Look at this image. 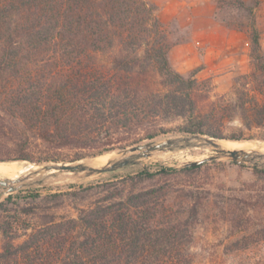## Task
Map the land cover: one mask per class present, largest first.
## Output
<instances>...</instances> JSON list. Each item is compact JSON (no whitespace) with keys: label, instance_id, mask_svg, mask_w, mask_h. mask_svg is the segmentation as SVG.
I'll return each mask as SVG.
<instances>
[{"label":"trees","instance_id":"1","mask_svg":"<svg viewBox=\"0 0 264 264\" xmlns=\"http://www.w3.org/2000/svg\"><path fill=\"white\" fill-rule=\"evenodd\" d=\"M228 1L248 12L251 75L264 83L256 5ZM155 10L148 0H0V162L64 161V151L79 160L154 140L175 121L181 133L217 136L226 105L211 99L205 82L173 67V43ZM204 165L143 168L107 182L113 188L76 206V216L59 215L58 202L47 205L34 227H20L18 214L36 211L14 198L49 204L95 186L9 195L0 202V264H191L193 227L208 196L185 190L180 213L170 186ZM255 169L264 179V168ZM247 202L255 208L252 197Z\"/></svg>","mask_w":264,"mask_h":264},{"label":"rangeland","instance_id":"2","mask_svg":"<svg viewBox=\"0 0 264 264\" xmlns=\"http://www.w3.org/2000/svg\"><path fill=\"white\" fill-rule=\"evenodd\" d=\"M171 1L148 0L154 5L155 12L168 38L173 43L170 52L173 67L181 73L193 74L199 82H205V85L210 88L211 99L223 100L226 105L227 112L223 118L215 122L213 127V131L217 134L215 137L264 144V83L259 80L261 77L256 79L251 75L254 67L250 57L251 28L247 10L239 9L236 4L228 0L221 2L212 0L216 7L214 14L218 22L225 19L229 23L234 22L244 27L237 28L241 33L237 41L238 45L229 48L224 47L225 43L220 37L213 39L201 35L193 38V29L188 21L192 14L187 9L185 11L184 7L178 5L181 8L180 12L178 11L174 17L170 12L163 21L160 8H164V5L168 6L169 3H171V8L176 7V3ZM252 15L256 18L264 51V16L259 13L258 8H253ZM180 123L181 121L170 123L169 132L154 140L184 135L177 127ZM233 137H240V139ZM144 142L147 141L142 143ZM215 153L214 150L201 146L159 151L154 156L144 157L139 162L117 170L82 178H69L70 173H66L62 181L51 183V180H47L45 185L32 186L13 193L7 192L6 187L0 184V202L16 193H21L23 196L32 194L45 196L55 192L65 193L76 190L81 186H95L86 196L79 194L70 198L66 195L61 202H54V199L50 198L49 204L40 200L41 198H14L13 201H20L21 207H30L36 211L18 214L20 227H34L39 225L50 211L49 209L43 210L44 207L56 205L58 202L61 204L57 208L59 215L76 216V206L82 207L89 204L113 188L105 186L107 182H116L117 179L134 174L143 168L153 170L160 167H174L180 170L183 168L179 167L186 162L196 161ZM74 154V151L62 152L59 157H70L64 161L31 162H69ZM36 155L45 157V153L40 150H37ZM204 164L194 173L174 176L171 179L173 185L170 186L176 190L170 203L174 210L180 213L187 209V203L182 199L185 190L192 189L199 195L208 196L200 208L199 219L193 227L191 264H264V179L258 176L255 169H262L264 166L237 163L227 157L214 158ZM16 173L17 170L4 177L14 179L26 172ZM122 185V183L116 184L119 187ZM250 197L253 199L252 203L255 204L253 209L248 206L251 204L247 202ZM0 241H2V236H0Z\"/></svg>","mask_w":264,"mask_h":264},{"label":"water","instance_id":"3","mask_svg":"<svg viewBox=\"0 0 264 264\" xmlns=\"http://www.w3.org/2000/svg\"><path fill=\"white\" fill-rule=\"evenodd\" d=\"M218 139L220 138L200 132H192L161 140H149L144 143L120 148L117 150V155L100 165H96L93 161H90L91 157L97 155L75 161L49 163H37L29 160L14 159L12 161H27L31 164L39 165L40 167L38 169L29 170L22 176L14 179L0 177V184L6 187L7 192L13 193L24 188L45 185L47 184V180H51V183L62 181L66 173H70L71 177L69 178L88 177L120 169L129 164L139 162L140 159L144 157L154 156L159 151H174L196 146L208 147L216 153L196 161L186 162L179 168L197 166L218 157H227L237 163H252L257 166H264V152L258 150L246 151L244 149H225L218 142Z\"/></svg>","mask_w":264,"mask_h":264},{"label":"crops","instance_id":"4","mask_svg":"<svg viewBox=\"0 0 264 264\" xmlns=\"http://www.w3.org/2000/svg\"><path fill=\"white\" fill-rule=\"evenodd\" d=\"M248 5L255 6L259 9V13L264 16V0H244ZM175 2L176 7L171 8V3L168 6L164 5V8H160V16L163 21L167 14H172L176 16L178 11L180 12V7H184L185 11L191 13L188 21L193 29L192 37H203L218 39L219 37L223 39L224 47L231 48L232 46H237L238 38L241 36L239 29L231 28L222 22H218L215 17V4L212 0H172ZM179 5V6H178ZM179 8V9H178ZM172 18V17H171ZM211 50V49H210Z\"/></svg>","mask_w":264,"mask_h":264},{"label":"bare ground","instance_id":"5","mask_svg":"<svg viewBox=\"0 0 264 264\" xmlns=\"http://www.w3.org/2000/svg\"><path fill=\"white\" fill-rule=\"evenodd\" d=\"M218 142L225 149H244L246 151L250 150H258L264 152V144L255 143L252 144L249 141H238V140H227V139H218ZM118 154V151L106 152L102 155H97L95 157H91L90 161H93L94 164L100 165L105 163L108 159ZM39 167L36 164H31L25 161H2L0 162V177H4L10 175L12 171H16V174L28 172L32 169H37ZM66 177V176H65Z\"/></svg>","mask_w":264,"mask_h":264}]
</instances>
